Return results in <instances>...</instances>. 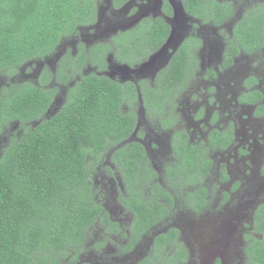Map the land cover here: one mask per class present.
Masks as SVG:
<instances>
[{
  "label": "flooded vegetation",
  "instance_id": "flooded-vegetation-1",
  "mask_svg": "<svg viewBox=\"0 0 264 264\" xmlns=\"http://www.w3.org/2000/svg\"><path fill=\"white\" fill-rule=\"evenodd\" d=\"M201 5L204 11L196 15L189 12L183 0H89V7L96 9L95 19L89 14L87 23L62 37L53 51L27 60L11 76L0 75V89L12 84L35 85L52 94L44 117L32 122L33 126L66 108L72 88L82 75L106 77L135 88L137 96H129L119 106L134 120V127L131 132L121 130L129 138L112 151L128 142L142 144L147 161L141 160L137 166L153 168L158 173L156 184L165 187L167 196L161 194L152 207L155 216L150 217L157 219L155 208L162 205L164 218L147 227L135 242L132 240L136 214L123 204L122 197H127L124 174L108 153L107 161L94 175L96 189L101 188L96 199L103 201L102 192L116 191V184H120L116 208L108 207L107 212L114 220L117 212L123 213L125 219L121 221L128 222L131 229L122 235L127 239L125 247L123 241L120 250L115 246L122 254L113 260L96 250L104 248L92 249L88 234L89 251L85 253H89V259L85 262L89 264H150L146 259L155 238L173 230L178 232L182 249L166 243L160 252V264H248V244L253 237L264 239L259 229L264 213V45L258 46L264 32L260 39L248 40L245 37L251 35L240 28L255 23L254 16L263 17L264 0H209L201 1ZM163 26L167 35L157 45V31ZM178 34L182 41L176 43L175 51L169 47L165 53L168 62L157 72L137 77L134 71L160 52L170 37L179 39L175 36ZM191 52L195 65L188 62L184 69L180 67L187 73L175 79L170 73L175 68L168 66L176 61L173 65L177 67ZM165 75L172 78L165 80ZM177 131L185 132L184 139L175 136ZM23 132L19 121L12 123L0 135V153ZM212 137L218 144L215 147ZM187 141L194 148L209 147L213 168L204 182L190 177L177 163L173 145L181 143L185 158ZM203 187L206 195L198 203V210L193 209L187 202L190 194H197Z\"/></svg>",
  "mask_w": 264,
  "mask_h": 264
},
{
  "label": "trees",
  "instance_id": "trees-1",
  "mask_svg": "<svg viewBox=\"0 0 264 264\" xmlns=\"http://www.w3.org/2000/svg\"><path fill=\"white\" fill-rule=\"evenodd\" d=\"M183 1L191 14L202 15L201 1L209 0ZM95 13L89 0H0V75L11 76L27 60L50 53L62 37L87 23L89 14L95 19ZM254 17L255 23L240 27L251 35L245 39H260L264 32V14ZM208 18L204 21L209 22ZM157 33L158 45L167 28L163 26ZM260 40L258 46H263L264 36ZM192 61L195 56L191 52L177 67L173 65L176 61L171 62L168 69L175 68L170 73L177 79L187 73L180 67L188 62L195 65ZM171 78L164 76L165 80ZM134 89L106 77L82 75L66 108L51 119L43 118L37 126L31 123L44 117L52 100L49 90L20 84L0 89V135L15 121L24 131L0 155V264H71L86 251L87 236L97 222L120 230L119 223L96 199L94 175L110 152L124 174L127 197H122L123 204L136 214L132 240L162 221L163 206L155 208L157 219H152V207L162 193L166 196L165 187L156 184L158 173L153 168L137 166L141 160L147 161L142 144L128 142L112 151L129 138L121 130L131 132L134 127V120L119 108L129 96H137ZM175 136L184 139L185 132L177 131ZM211 143L218 145L214 137ZM196 147L187 141L184 158L181 143L173 145L180 169L204 182V176L211 174L213 160L208 146ZM197 194H190L187 202L198 210L205 188ZM261 217L259 229L264 235V213ZM177 235L176 230L158 235L146 261L160 264L166 243L182 249ZM253 240L246 250L248 264H264V239Z\"/></svg>",
  "mask_w": 264,
  "mask_h": 264
},
{
  "label": "rangeland",
  "instance_id": "rangeland-1",
  "mask_svg": "<svg viewBox=\"0 0 264 264\" xmlns=\"http://www.w3.org/2000/svg\"><path fill=\"white\" fill-rule=\"evenodd\" d=\"M197 76H195L194 79ZM198 79H199V77H198ZM141 101H143V98L141 99ZM170 113L172 114V116L175 115V113H173L171 111H170ZM173 127H175V126H173ZM174 129L176 130V127ZM0 155H1V153H0ZM216 159H217V167H218L219 166V164H218L219 159L217 158V156H216ZM217 171L218 170H216L215 172H217ZM103 173H104V169L101 172V175H103ZM111 175H113V174H111ZM213 176H215V174H213ZM261 185L263 187L264 186V183L261 184ZM115 187H116V191H114V189L113 190L112 189H108V190L105 189L102 192V194L104 195L105 198L102 195H100V198L103 201H99V202L101 203V205L105 206V208H106L107 211L109 209H113V207L116 208V204H117L116 195L119 194V189H121V191H122V188H121L120 184L119 185L116 184ZM100 190H101V188L99 186V188L97 189V191L99 192ZM263 197H264V194H263ZM106 199H108V203H107ZM213 202H214V200H213ZM108 207H110V208L108 209ZM114 218H115L116 222L119 223V227H120V230L119 231H114V230L110 229L108 226L103 225L102 222H97L91 228V230L89 232V239H92L93 240V243L90 245L92 247V249L94 248V246H96L97 248H104V249H96V250L98 252H102L101 254L102 255L104 254V256H107L110 260H113L114 257L122 254V253L116 252V249L118 248L120 250L121 242L122 241H123L122 246L125 247V245L127 244V239L125 238L123 240L122 235L124 233L126 234L128 232V230H130V225L128 224V222H122L121 221V220H124L125 219L123 217V213L117 212L114 215ZM244 223L245 224H248V219L245 216H244ZM115 246L117 247L116 249H115ZM87 249L89 251V247H87ZM93 250H95V249H93ZM87 259H89V253L88 252H86V253L83 252L79 256V258H78L79 261H75V262H73L71 264H80L82 262L87 261Z\"/></svg>",
  "mask_w": 264,
  "mask_h": 264
},
{
  "label": "water",
  "instance_id": "water-1",
  "mask_svg": "<svg viewBox=\"0 0 264 264\" xmlns=\"http://www.w3.org/2000/svg\"><path fill=\"white\" fill-rule=\"evenodd\" d=\"M99 17H101V15H99ZM99 22L96 24L98 25ZM176 37H178L179 39L175 40L174 38L170 37L168 39V41L165 43V46L163 49L160 50V52L158 51L153 57H151L146 63L141 65V68H139L138 70H135L134 73L137 75V77L141 76V77H145L147 76L149 73H152V71H158V69L163 65L166 64L169 58L168 54H165L166 52H168L169 47L173 46V51H175L178 47V44L176 43H181L179 40L181 39L182 41V35L178 34L175 35ZM60 56V54H59ZM58 56V57H59ZM154 72V73H156ZM142 99V96L140 97Z\"/></svg>",
  "mask_w": 264,
  "mask_h": 264
}]
</instances>
